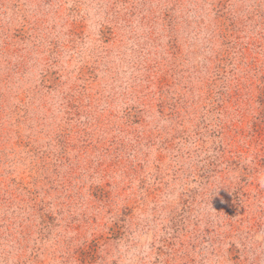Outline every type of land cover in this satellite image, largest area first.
Returning a JSON list of instances; mask_svg holds the SVG:
<instances>
[{
    "label": "rangeland",
    "instance_id": "rangeland-1",
    "mask_svg": "<svg viewBox=\"0 0 264 264\" xmlns=\"http://www.w3.org/2000/svg\"><path fill=\"white\" fill-rule=\"evenodd\" d=\"M0 264H264V0H0Z\"/></svg>",
    "mask_w": 264,
    "mask_h": 264
}]
</instances>
